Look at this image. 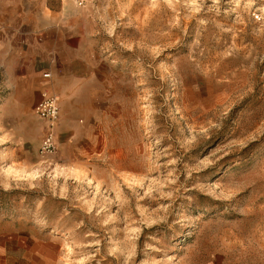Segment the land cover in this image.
I'll use <instances>...</instances> for the list:
<instances>
[{"label": "rangeland", "instance_id": "374dc122", "mask_svg": "<svg viewBox=\"0 0 264 264\" xmlns=\"http://www.w3.org/2000/svg\"><path fill=\"white\" fill-rule=\"evenodd\" d=\"M12 5L78 33L111 108L79 147L58 127L55 156L39 154L46 122L16 155L0 146L3 251L264 264V0H0V14Z\"/></svg>", "mask_w": 264, "mask_h": 264}, {"label": "crops", "instance_id": "0c3cea01", "mask_svg": "<svg viewBox=\"0 0 264 264\" xmlns=\"http://www.w3.org/2000/svg\"><path fill=\"white\" fill-rule=\"evenodd\" d=\"M29 3L24 5L25 14ZM24 13L12 5L0 14V146L10 144L12 155H16L21 149L18 146L27 147L34 139L32 133L40 134L45 121L35 108L47 90L62 101L58 127L71 143L69 147L87 144L98 132V120L110 114L109 95L101 84L104 72L100 65L93 67L75 38L76 31L66 35L52 23L42 30L40 20L26 19ZM69 40L77 44L72 47ZM45 73H50V78H44ZM37 145L36 140L35 149ZM0 264L43 263L32 253L24 255L20 248L4 247L3 251L0 247Z\"/></svg>", "mask_w": 264, "mask_h": 264}, {"label": "built area", "instance_id": "2783aa9c", "mask_svg": "<svg viewBox=\"0 0 264 264\" xmlns=\"http://www.w3.org/2000/svg\"><path fill=\"white\" fill-rule=\"evenodd\" d=\"M50 73H45L44 78H50ZM61 101L54 92L46 91L40 103L35 108L36 115L46 122L44 136L39 147V154L43 158L55 156L58 152L57 138L60 123Z\"/></svg>", "mask_w": 264, "mask_h": 264}]
</instances>
